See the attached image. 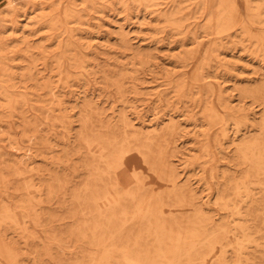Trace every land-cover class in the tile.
Wrapping results in <instances>:
<instances>
[{"label":"rangeland","instance_id":"obj_1","mask_svg":"<svg viewBox=\"0 0 264 264\" xmlns=\"http://www.w3.org/2000/svg\"><path fill=\"white\" fill-rule=\"evenodd\" d=\"M69 1L59 0V11H63ZM157 1V5L146 6L142 2L123 5L119 0H101L96 7L88 8L83 6L81 0L76 1L78 7H84L82 12L85 15L80 18L81 21H72L70 31L80 42L81 52L87 54L86 65L82 69L60 65L57 40L44 39L50 31L51 8L43 10L42 14L46 15L44 18L33 19L36 24L24 26V35H28L32 44L40 46L44 42L49 46L50 55L46 59L38 56L35 63L31 64L26 53L15 52L12 74L6 71L2 81L6 85L15 84L13 91L26 93L27 100L11 106L0 96V150L5 154L0 153V172L3 170L7 177L12 172V163L6 159L12 153L21 155L28 149L33 164L23 176L34 184L30 190L34 194L31 202L33 211L41 216L40 225H37L31 217L24 219L18 211L17 223L5 219L0 225V235L13 248L17 264L90 262L87 239L76 235L79 229L88 230L82 224V212L76 194L84 195L85 184L89 182L87 168L83 166L84 159L89 158L88 147L80 142L78 135L84 130L85 124L89 125L90 120L97 126L99 114L112 125V128H107L111 139L120 138L124 129L129 133L131 129L137 131L136 143L139 150L145 153L147 162L142 170L137 169L139 180L131 171L127 172L121 180L124 190H135L141 186L140 193L146 195L150 186L155 192L171 189L163 186L166 181L159 174L157 163L150 160L149 154L150 150L156 154L167 138L170 141V159L179 172L180 183L197 189L199 201L210 210L214 219H224L229 230L221 242L215 243L213 257L220 253L222 244L225 246L223 262L214 263L208 259V264H264V188L261 190L259 186H252L260 200L254 217L261 231L256 233L254 241H242L240 233L232 230L235 207L223 208L216 202L218 185H225L230 180L234 185L247 168V163L238 159L236 143L243 139L244 134L252 139L259 132L256 129L264 108L260 82L264 52L256 54L254 48L256 34L263 37L264 32L261 31L264 23L250 24L248 29L241 27V22L249 20L246 0H224L228 4L231 1L237 4L239 16L236 19L235 15L234 20L238 25L229 33L219 36L207 24L209 3L178 0L174 20L169 22L161 12L169 8L172 1ZM2 2L0 0V5ZM214 9L219 11L216 7ZM26 20H30L29 17L21 22V26ZM0 29L7 30L6 36L10 34L7 27L1 25ZM31 29H35L32 34ZM68 34L63 33L62 37H68ZM212 38L215 40L213 50L202 66V73L212 83L216 106L219 105L217 96L221 88L233 104L254 119L253 125L251 122L243 123L241 131H237L231 123H216L209 127L199 99L180 96L174 87L180 75L193 71ZM66 53L68 55L63 58L65 61L70 60L72 55L71 50ZM60 70H68L71 74L68 77ZM32 74L38 77L33 80ZM45 77H48L50 85L55 86L52 92L61 98L60 104L42 88V83L47 82ZM39 95L48 101L42 109ZM42 103L45 105V102ZM49 106H54L53 110L56 108L55 111L51 110L55 114L61 113L62 109L64 116L56 122L47 118L44 112ZM122 115L132 123V127L123 126ZM173 118L181 125L171 136L169 131L163 129ZM30 120L33 122L32 127L36 124L33 127L36 131L29 126ZM207 130L212 154L200 156L199 146ZM59 156L62 157L60 162ZM128 157L130 160L139 158L138 149L130 150ZM56 172L63 181H54L52 184H62L65 188L56 195H48L43 183L45 180L51 183ZM227 173L230 175L228 178L224 177ZM5 179L0 174V201H11L12 198L14 203H24L27 199L26 189L21 188L13 196L10 190V195H7L2 191ZM232 191L228 190V197L234 201L236 197ZM124 203L128 209H136L130 199ZM165 209H171L179 216L192 215L188 206L166 205ZM130 215L123 216L127 218V226L137 229V218L131 219ZM144 235L145 239L138 245L141 244L140 247L147 250L151 244L150 236L148 233ZM240 247L243 250L241 257L238 256ZM0 264H9L1 254ZM110 264L118 263L114 261Z\"/></svg>","mask_w":264,"mask_h":264},{"label":"bare ground","instance_id":"obj_2","mask_svg":"<svg viewBox=\"0 0 264 264\" xmlns=\"http://www.w3.org/2000/svg\"><path fill=\"white\" fill-rule=\"evenodd\" d=\"M76 1L78 0L69 1L70 3L65 6L64 10L59 11V0H3V4L0 5V26L7 27L10 34L6 36L7 30L0 29V96L11 106L27 100L25 98L26 93L13 91L15 84L6 85L2 83L6 71L7 74L11 75V70L15 67L13 63L16 59L13 58L15 52L26 53L31 64L35 63L38 56L46 59L50 55L47 44L41 42L40 46H34L27 37L28 35H24L25 31L23 29L25 25L32 26L36 24L34 18H44L46 16L42 14L44 9H52L49 19L50 31L47 32L44 39L57 40L56 49L60 53L59 64L71 65L78 69L85 67L87 54L81 52L80 42L73 31H70V24L73 23L74 19L81 21L80 18L85 15L82 12L84 7H96L101 0H81L84 7H78ZM119 1L123 5L129 4V2H142L146 6L159 4L157 0ZM171 1L170 7L161 12V15L165 16L169 22L174 20V11L178 6V0ZM201 1L210 4L207 24L212 27V32L221 36L229 33L235 25H238V22L234 20L235 15L236 19L239 16L235 2L231 1L228 4L224 0ZM214 7L218 8L219 11L216 12ZM246 10L249 20L241 22V27L248 29L250 24L264 23V0H246ZM28 17L30 20H26L21 26V22ZM31 30L30 34L34 33L35 29ZM66 32L69 33L68 37H62L63 33ZM261 32H264V29ZM20 33L22 34L20 35ZM17 35L19 36L17 37ZM256 35L257 43L254 52L257 54L260 51L264 52V34H262L263 37L259 33ZM214 41V38H212L193 71L190 74L180 75L174 87L180 96H188L191 100L199 99L209 127L216 123H231L237 131H241L243 123L251 122L253 125L255 123L254 119L250 117L248 112L233 104V101L224 95L221 88L217 96L219 105L216 106L213 99L215 91L212 83L202 73V66L213 50ZM197 42L201 43L199 40ZM67 50H71L72 55L70 60H66V62L63 58L68 55ZM220 60L222 61V58ZM60 72L66 73L68 77L71 74L68 70H60ZM260 75L261 88L264 94V67L261 68ZM37 77L31 75L33 80ZM44 79L47 82L42 83V88L51 93L50 98L60 104L61 98L57 97L58 94L55 95V92L54 94L52 92L55 86L48 83V77ZM195 94L198 95L195 96ZM42 95H39L38 98L41 109L48 103ZM261 100L264 106V96ZM42 102H45V105ZM220 106L221 108H219ZM52 108L54 106L46 107L44 113L47 114V118H51L56 122L64 115L62 109H60L61 113L55 114L53 111L56 108L54 110ZM51 110L53 111L51 112ZM99 116L97 126L90 120L89 125L85 124L83 126L84 130L78 135L80 142L88 147L89 158L84 159L83 166L87 168L89 182L85 184L84 195L76 194V198L80 203L79 210L82 212V224L88 229V232L79 229L76 235L86 238L89 243L87 250L90 262L88 264H110L114 261H117L118 264H208V259H212L214 263H222L225 258V246L222 244L220 253L213 257L215 243L221 242V239L229 230L224 219H214L210 210L199 201L200 195L197 189L189 184L180 183L179 172L170 159V141L166 138L167 141L163 140L162 146L156 154L152 150L149 151V154H151L150 160L157 163V170L166 181L163 186H169L171 189L164 188L161 192H155V189L150 186L149 189L147 188V191H149L146 192V195L140 193L141 186L135 190H124L121 180L124 179L127 172L131 171L137 181L139 180L137 169L142 170L146 164L145 153L139 150L136 143L138 140L137 131L131 129L132 131L129 133L124 129L120 138L117 140L116 137L111 139L107 128H112V125L104 121L100 114ZM32 123V120H30L29 126L31 128L36 125L33 124L32 127ZM122 123L127 128L133 126L124 115H122ZM180 125L173 118L165 125L166 129H163V131H169V135L172 136ZM33 129L36 131L35 128ZM256 130H259V132L254 136H252V133V139L244 134L243 139L236 143L238 159L247 163V168L238 177L234 185H232L231 180L225 185H218L216 196V202L221 207H235L233 216H236H234L232 230L237 234L240 233L241 240L246 242L256 240V233L261 231L258 229V220L254 217L260 200L253 192L254 188L252 186H259L261 190L264 188V108L261 122ZM203 136V143L199 146V155L210 156L212 150L209 130L204 132ZM216 142L218 143V141ZM17 145L20 148V145ZM10 146L13 147V144L11 143ZM48 147L46 146L47 149L50 148ZM134 148L138 149L140 157L130 160L128 153ZM0 153L5 155L1 150ZM20 154L12 153L6 159L12 163V172L7 177L1 169V177L6 178L3 181L4 188L2 191L10 195L11 190L13 196V194L17 195L21 188H25L27 199L24 203H14L12 198L11 201L7 200L6 202L1 200L0 225L5 219L17 223L18 211L21 212L24 219L31 217L37 225H40L41 216L33 211L34 205L31 202L34 194L30 190L34 184L29 180H25L23 176L33 164L32 156L28 149ZM199 155L197 157H200ZM61 160L62 157L59 156L58 162ZM229 176L228 173L224 175L226 178ZM54 181L60 183L63 178L56 172L53 174L51 183L45 180L43 186H45V192L47 188L48 195H56L57 192L65 188L62 184L53 185ZM230 184L232 187H230ZM228 190H233L236 200L233 201L228 197L230 193ZM241 192L244 193L241 194ZM262 194L264 201V193ZM238 197H240L239 200ZM2 199L4 200V198ZM126 199H130L135 204L136 209H128L129 207L124 203ZM166 205L188 206L191 208L192 215L179 216L171 209L167 211L165 209ZM129 213H131V219L137 218V229L127 226V218L123 216ZM145 233L149 234L151 242L147 250L140 247L141 244L138 245L140 241L145 239ZM8 244L6 238L0 235V254L8 260L9 264H17L14 250ZM152 244L153 248H151ZM242 251V247H240L238 256L241 257Z\"/></svg>","mask_w":264,"mask_h":264}]
</instances>
